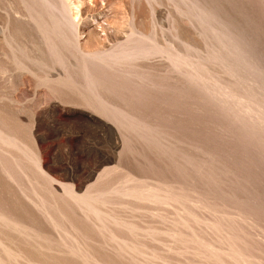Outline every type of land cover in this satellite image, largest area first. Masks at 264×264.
I'll return each mask as SVG.
<instances>
[{
	"label": "rangeland",
	"instance_id": "rangeland-1",
	"mask_svg": "<svg viewBox=\"0 0 264 264\" xmlns=\"http://www.w3.org/2000/svg\"><path fill=\"white\" fill-rule=\"evenodd\" d=\"M0 264H264V0H0Z\"/></svg>",
	"mask_w": 264,
	"mask_h": 264
},
{
	"label": "bare ground",
	"instance_id": "bare-ground-1",
	"mask_svg": "<svg viewBox=\"0 0 264 264\" xmlns=\"http://www.w3.org/2000/svg\"><path fill=\"white\" fill-rule=\"evenodd\" d=\"M73 23V22H72ZM75 26V25H74ZM75 28V27H74ZM106 110V109H105Z\"/></svg>",
	"mask_w": 264,
	"mask_h": 264
}]
</instances>
